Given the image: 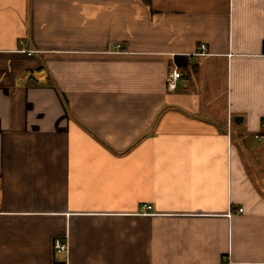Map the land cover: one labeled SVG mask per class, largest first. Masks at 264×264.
Segmentation results:
<instances>
[{"label":"crops","instance_id":"obj_1","mask_svg":"<svg viewBox=\"0 0 264 264\" xmlns=\"http://www.w3.org/2000/svg\"><path fill=\"white\" fill-rule=\"evenodd\" d=\"M226 263L264 264V0H0V264Z\"/></svg>","mask_w":264,"mask_h":264},{"label":"built area","instance_id":"obj_2","mask_svg":"<svg viewBox=\"0 0 264 264\" xmlns=\"http://www.w3.org/2000/svg\"><path fill=\"white\" fill-rule=\"evenodd\" d=\"M116 49H121V46L117 45ZM206 50H207V47L205 45H202L201 51L195 53L194 56L203 55ZM181 77H182V71H181L180 66L177 63L173 62L171 70L169 72V77H168V82H167V87L169 91L176 90L178 82ZM146 209L148 210L150 209V207H147ZM238 211L243 212V209L240 208ZM54 246H55V250L57 251V253L66 254L68 251V245L59 239L55 240ZM226 259L227 258H225V261ZM226 264H229V263H226Z\"/></svg>","mask_w":264,"mask_h":264},{"label":"water","instance_id":"obj_3","mask_svg":"<svg viewBox=\"0 0 264 264\" xmlns=\"http://www.w3.org/2000/svg\"><path fill=\"white\" fill-rule=\"evenodd\" d=\"M238 118H236V120H237Z\"/></svg>","mask_w":264,"mask_h":264}]
</instances>
